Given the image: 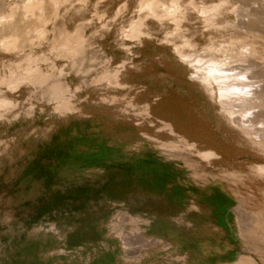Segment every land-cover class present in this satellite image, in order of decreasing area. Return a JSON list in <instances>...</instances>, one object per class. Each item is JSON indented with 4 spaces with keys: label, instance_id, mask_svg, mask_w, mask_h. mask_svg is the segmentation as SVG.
<instances>
[{
    "label": "rangeland",
    "instance_id": "1",
    "mask_svg": "<svg viewBox=\"0 0 264 264\" xmlns=\"http://www.w3.org/2000/svg\"><path fill=\"white\" fill-rule=\"evenodd\" d=\"M26 1L0 0V264H264V0Z\"/></svg>",
    "mask_w": 264,
    "mask_h": 264
},
{
    "label": "bare ground",
    "instance_id": "2",
    "mask_svg": "<svg viewBox=\"0 0 264 264\" xmlns=\"http://www.w3.org/2000/svg\"><path fill=\"white\" fill-rule=\"evenodd\" d=\"M36 1L37 0H27L26 1V8L27 9H29L30 7H32L35 3H36ZM142 1V0H141ZM158 7H161L162 9H163V11L166 13V15L169 17V18H171V19H174V21H176L175 23H178L179 22V18H177L178 16H176L177 14H179L180 13V8H179V5H178V2L176 1V0H170V4L168 5V6H166V5H164L163 3H161L159 0H143V2H142V4H141V6H140V9L141 10H146L152 17H157V14H156V9L158 8ZM16 8V7H15ZM138 9H139V7H138ZM217 9H218V7H217V5H211V6H204V7H202V8H200L199 9V13L200 14H205V15H210V16H212V15H214L216 12H217ZM15 10V9H14ZM139 11V10H138ZM32 12V11H31ZM11 19V11H9L6 15H0V31L2 30V25H4V24H6L9 20ZM182 20V19H181ZM14 24V23H13ZM10 25V24H9ZM19 25V24H18ZM18 25H16L17 27H18ZM139 22H138V20H136V21H134V22H132L128 27V29H129V34H130V37L131 38H136V37H138L139 35H140V29H139ZM12 27H13V25H12ZM177 27V26H176ZM17 29V28H16ZM39 31V30H38ZM3 34V33H2ZM11 34V33H10ZM125 35H126V33H125ZM5 36V35H4ZM3 36V37H4ZM4 41V40H3ZM1 46H3V48H5V45H4V43L2 42L1 44H0V47ZM6 48H8V47H6ZM210 51L212 50L210 47L208 48ZM175 52H176V54L177 55H180V51H179V48H176V50H175ZM182 56V55H181ZM213 62H211V65L209 66V68H207V75L209 76V77H211L214 81H215V83L217 82V80H223V81H225L226 83H229V85H230V87H232L231 88V90L229 91V93H226V94H236L237 95V93H238V96H242V95H244L243 93H241L240 92V90L238 89V88H236L235 86H233V83L234 82H240L241 80H242V78H243V76L244 75H242V74H232V76L231 75H229L230 73H228V72H230V71H228V72H226V71H224V69H223V67H222V65L220 66L219 64H212ZM251 67V66H250ZM205 72V71H204ZM261 72V71H260ZM258 73V72H257ZM259 74H261V73H259ZM217 80H216V79ZM252 78H254V77H252ZM257 78V77H256ZM245 79V78H244ZM249 79V78H248ZM213 81V82H214ZM220 81H219V83H220ZM14 82V81H13ZM233 82V83H232ZM11 84V83H10ZM9 84V85H10ZM236 84V83H235ZM234 84V85H235ZM12 86H13V84H11ZM244 85V84H243ZM264 86V85H263ZM230 89V88H229ZM226 91L228 92V90L226 89ZM243 91H244V88H243ZM258 93V94H257ZM257 93H255L254 92V94L258 97V99H263L264 100V90L263 91H260V93H259V91L257 92ZM248 94V93H247ZM252 94V93H251ZM253 97H254V95H252ZM224 98V97H223ZM250 98V97H249ZM244 99V98H243ZM242 98L241 99H239L240 100V102L243 100ZM252 99V98H251ZM225 100V99H224ZM229 100V99H228ZM245 100V99H244ZM253 100V99H252ZM262 100V101H263ZM233 101H235V100H233ZM250 100H248V102H249ZM256 101H257V99H256ZM259 101V100H258ZM257 101V102H258ZM247 103L246 101H242V103ZM260 102V101H259ZM2 103V102H1ZM234 103V102H233ZM243 103V104H244ZM260 103H262V102H260ZM264 103V102H263ZM226 104V103H225ZM262 110V109H261ZM244 112H246V111H244ZM258 113V112H257ZM244 114V113H243ZM242 114V115H243ZM253 114V113H252ZM261 113H259V114H257L256 115V118L255 119H253L254 121H255V123L254 124H256V122L259 120L260 121V119H261V115H263V114H261ZM245 116V115H244ZM246 117V116H245ZM253 117H255V115L253 116ZM242 119H243V117H242ZM261 121H264V120H261ZM257 124H258V122H257ZM245 125H248V124H245ZM251 125V124H250ZM249 125V126H250ZM254 126V125H253ZM245 127V126H244ZM243 128V127H242ZM247 128V127H246ZM254 128V127H253ZM252 129V128H251ZM245 131V130H244ZM251 131V130H250ZM252 132V131H251ZM263 133V132H262ZM258 136V135H257Z\"/></svg>",
    "mask_w": 264,
    "mask_h": 264
},
{
    "label": "trees",
    "instance_id": "3",
    "mask_svg": "<svg viewBox=\"0 0 264 264\" xmlns=\"http://www.w3.org/2000/svg\"><path fill=\"white\" fill-rule=\"evenodd\" d=\"M66 156H68L67 152L65 151H53L49 150L47 151V159H51L55 162H60L63 160ZM100 153L96 154H79L78 157H76L77 160L80 162V167L86 168L90 166L97 165V161L99 159ZM48 164L46 165H39L37 162H34L33 165L30 167L34 171V175L39 178H45V179H52L54 175L56 174L55 170H49ZM167 173H159L156 176H154L155 183L157 185V188L159 191L164 190L163 184L167 182ZM65 196H54L52 198V201L55 203H59L60 201L64 200ZM214 204L216 205V210L221 211L225 213V210L230 205V202L226 200L225 198L221 196H214L211 199ZM50 209V204H44L36 209V218H40L44 214H46Z\"/></svg>",
    "mask_w": 264,
    "mask_h": 264
}]
</instances>
